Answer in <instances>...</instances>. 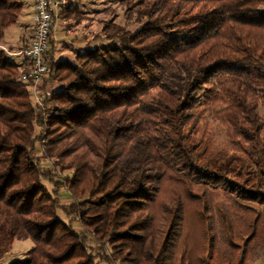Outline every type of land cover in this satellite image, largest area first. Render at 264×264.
Listing matches in <instances>:
<instances>
[{
	"label": "trees",
	"instance_id": "obj_1",
	"mask_svg": "<svg viewBox=\"0 0 264 264\" xmlns=\"http://www.w3.org/2000/svg\"><path fill=\"white\" fill-rule=\"evenodd\" d=\"M108 1L141 27L107 22L75 61L52 38L42 109L27 61L0 49V263L23 238L34 247L12 264L263 259L264 0ZM25 6L0 0V42Z\"/></svg>",
	"mask_w": 264,
	"mask_h": 264
},
{
	"label": "rangeland",
	"instance_id": "obj_2",
	"mask_svg": "<svg viewBox=\"0 0 264 264\" xmlns=\"http://www.w3.org/2000/svg\"><path fill=\"white\" fill-rule=\"evenodd\" d=\"M26 6L21 12L18 23L11 26L5 33L4 39L0 42V49L8 52H14L25 44V40L32 34L33 24V3L34 0H24ZM79 6V16L71 19L61 18L55 25L56 38L52 42L54 56L56 59H69L75 61L78 49L92 48L105 40L102 33L103 27L107 22L114 21L124 26L127 30L135 32L141 27L135 18H130L125 13V7L118 2H110L108 0H72ZM27 42V41H26ZM15 61L21 62V58H14ZM45 80V79H44ZM44 80L40 82L37 88L30 87V92L36 108L42 109V96H46L53 92V89L46 88ZM32 85V84H30ZM260 115L264 121V108L261 107ZM208 122H202L201 129H209L213 138L219 142L228 144L225 128L222 124H217L208 119ZM71 174L70 172H66ZM175 189V188H174ZM170 196V195H169ZM197 219L187 214L185 224L184 240L187 244V237L191 245L196 244L195 237L199 232L195 224ZM34 247V243L30 238L16 240L9 253L3 258L0 264H12L14 262L24 260L28 252ZM248 264H264V258L256 262Z\"/></svg>",
	"mask_w": 264,
	"mask_h": 264
},
{
	"label": "built area",
	"instance_id": "obj_3",
	"mask_svg": "<svg viewBox=\"0 0 264 264\" xmlns=\"http://www.w3.org/2000/svg\"><path fill=\"white\" fill-rule=\"evenodd\" d=\"M72 0H34L33 34L28 46L19 48L8 55L27 61V70L21 75L23 82L38 84L49 75L46 55L50 50L55 25L60 13L67 9Z\"/></svg>",
	"mask_w": 264,
	"mask_h": 264
},
{
	"label": "crops",
	"instance_id": "obj_4",
	"mask_svg": "<svg viewBox=\"0 0 264 264\" xmlns=\"http://www.w3.org/2000/svg\"><path fill=\"white\" fill-rule=\"evenodd\" d=\"M33 11H34V3H33ZM32 17H33V16H32ZM31 35H32V34H31ZM56 36H57V35H56V32L54 31V32H53V36H52L53 40H55Z\"/></svg>",
	"mask_w": 264,
	"mask_h": 264
}]
</instances>
